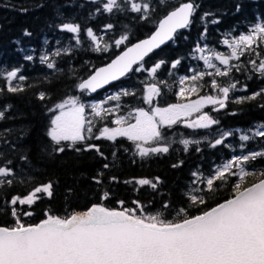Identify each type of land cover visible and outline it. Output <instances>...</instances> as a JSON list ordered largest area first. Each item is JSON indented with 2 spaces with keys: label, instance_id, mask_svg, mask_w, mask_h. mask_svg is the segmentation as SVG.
I'll return each instance as SVG.
<instances>
[{
  "label": "trees",
  "instance_id": "obj_1",
  "mask_svg": "<svg viewBox=\"0 0 264 264\" xmlns=\"http://www.w3.org/2000/svg\"><path fill=\"white\" fill-rule=\"evenodd\" d=\"M185 1L188 0H145L150 3L151 10L148 19H142L141 14L133 13L127 7L122 12L114 10L107 13L101 5L105 2L103 0H0V72L6 74L7 71L19 69L18 75L26 78L19 82L23 91L10 93L5 90L0 93V111L4 112V118L0 119V167L7 166L14 173L9 177L13 180L12 185L0 186V225L11 226L14 223L11 215L4 214L10 207L8 202L11 198H23L35 187L49 182L53 185L51 198L40 193L37 195L41 199L34 205L18 206L34 212L33 216L23 217L25 224L39 223L46 218V212L65 217L86 211L94 204L119 210L118 201H124L126 208L137 207L133 202L138 201L144 206L146 214L162 213L163 218L174 220L178 219L176 210L179 208L187 207L195 215L233 196L236 177H230L227 184L207 194V204L199 208L191 204L187 189L194 171L208 174L215 165L231 157L236 129L264 124V95L244 103L235 102L237 98L251 96L264 89V77L254 72L248 63L256 57L247 52L239 60L230 61L231 66L240 65V70L231 67L227 76L236 84V90L229 94L226 107L217 111L218 106L207 105L202 110L219 123L208 129L189 128L182 123L165 128V136L176 141L171 144L168 153L142 158L135 144L124 137H118L115 141L103 137L88 140V144L99 147V153L95 149L77 152L67 146L68 142H62L65 151L58 152L55 151L58 146L48 135L51 119L56 114L50 110L57 103L81 94L82 91L77 90L80 81L130 43L148 36L162 16ZM194 3L199 7L192 17L191 26L178 31L173 40L149 54L142 61L146 70H133L105 89L128 87L135 94L122 96L121 101L133 108L148 109L149 105L144 99L146 86L150 82L148 70L164 61L155 74L163 81L159 85L161 95L154 98L153 104H174L177 102L175 75L187 72L188 62L192 61L198 42L220 48L224 34H239L256 21L264 20V0H194ZM61 18L79 24L81 31L69 52L61 51L60 55L53 56L55 67L50 69L47 67L49 62H42L40 58L41 39L58 30L57 24ZM214 20L218 23H212ZM108 24L114 27L107 29ZM88 28L102 36L100 48L105 44L112 47L108 51H97L87 36ZM122 35H128L129 40L116 48L114 41ZM24 49L34 54H25ZM258 51L264 56V48ZM27 56L33 59L28 60ZM176 60H180V63L173 68ZM208 77L205 76L202 81L208 82ZM4 86V75H0V87ZM40 93L45 94L44 100L39 99ZM99 95L100 92L87 98ZM227 132L232 135L223 137L222 144L211 147L217 137ZM99 134V130L94 128L93 137ZM182 139L198 140L200 143H192L185 150V146L179 143ZM244 146L246 150L264 151V138L255 137ZM77 147L83 149L84 144H77ZM180 161H183L180 167H173ZM105 164L108 168H104ZM247 168L257 172L264 170V159L249 162ZM113 177L116 179L113 180ZM94 178L102 183H96ZM263 178L249 177L244 186ZM140 179H148L157 187L139 185L136 182ZM105 191L110 193L107 200L102 198ZM165 204L168 205L167 209L163 207Z\"/></svg>",
  "mask_w": 264,
  "mask_h": 264
},
{
  "label": "snow or ice",
  "instance_id": "obj_2",
  "mask_svg": "<svg viewBox=\"0 0 264 264\" xmlns=\"http://www.w3.org/2000/svg\"><path fill=\"white\" fill-rule=\"evenodd\" d=\"M102 7L107 13H112L114 10L122 12L127 7L131 12L141 14L142 19H148L151 10L150 3L137 2V0H106ZM198 7L194 0L179 4L159 21L156 31L150 37L127 47L109 64L97 68L87 79L78 84V88L84 92H96L97 89L119 80L133 70L136 72L146 70L142 63L144 58L154 49L173 40L179 29L189 28L192 24L191 18ZM97 11L99 12L100 9ZM212 23L218 21L214 20ZM61 27L68 33L78 34L81 31L79 24L64 23ZM113 27L112 24L106 25L107 29ZM25 34L30 35V33ZM87 36L97 42V51H108L112 47L105 44L100 48L98 37L91 28L87 29ZM128 40V35H122L115 39L114 46L119 48ZM223 44L231 49L229 55L197 47L196 51L200 55L196 58L203 60L209 68L216 69V76L226 77L231 67L240 70V65L231 66L230 61L239 60L247 52L250 56L256 57L248 61L252 70L264 77V56L258 51L264 48V20L255 23L246 34L231 39L225 38ZM205 51H209L210 55H204ZM54 55H60V52L57 51ZM213 58L221 65H230L229 69L217 68ZM26 59L32 60L33 57L27 56ZM48 59L46 55L41 57L42 62H47ZM163 63L164 61H160L148 71L155 76ZM179 63L180 60H176L172 67L175 68ZM47 67L54 68L55 63L49 62ZM18 72L19 69L7 71L6 74L0 72L5 79V86L0 87V93L5 90L10 93L23 91L19 83L13 84V81L26 79L22 75L18 76ZM193 73L191 76L180 77L181 85H186V81H192L191 85L180 87L177 95L181 99H186V94L198 93L203 85H198L197 82L205 75H213L212 72L195 70ZM210 86L218 89L222 97L204 95L191 102L160 107L154 106L153 101L155 97L161 95V88L157 83L149 84L147 95L144 97L149 105L148 109L139 107L126 116H116L112 121L116 127L104 126L99 129L100 134L95 137L92 135L93 121L87 117L86 108H90L95 117L103 119L104 114L111 116L119 107L104 108V103L108 100L119 101L121 95L128 96L135 93L122 91L107 97L102 103L88 105L82 103L79 97L69 96L50 110L57 114L51 119L48 135L58 146L55 149L58 152H64L65 146L62 142H68L67 146L77 152L95 149L99 153V147L88 144V140L103 137L115 141L118 137H124L135 144L142 158L151 154L168 153L171 144L176 141L166 142L165 128L183 122L189 128L208 129L219 123L202 110L207 105L218 106L217 111L226 107L230 90L235 89L236 84L220 86L216 80H212ZM262 95L264 89L251 96L237 98L235 102L244 103ZM39 99L44 100L45 94L40 93ZM193 113L200 115L189 122L187 118ZM3 118L4 112L0 111V119ZM231 135V132L223 133L220 139H216L211 144V147L222 144L223 137ZM255 137L264 138V124H261L252 135H241L240 140L249 141ZM179 143L187 150L188 145L199 144L200 141L182 139ZM77 144H84V148L77 147ZM150 144L155 146H145ZM257 159H264V151L233 156L216 167L214 173L208 177L193 172L192 176L196 178L193 182L204 186L192 188L188 193V199L194 207L206 205L205 196L215 192L222 184H227L230 177L238 178L233 185L234 194L230 199L209 210H202L199 214L193 215L187 207L179 208L176 210L178 219L174 220L163 218L162 213L146 214L144 206L138 201L133 202L137 205L133 208H126L124 201H118L119 210L110 209L103 204H94L84 212H74L65 217L46 212V218L39 223L25 224L23 217L33 216L34 212L18 206L34 205L41 199L37 194L43 193L48 198L53 194V185L50 182L37 186L27 196L23 198L16 196L8 202L10 207L4 211V214L11 215L14 223L11 226L0 225V264H264V179H258L250 186H244L249 177H264V170L257 172L246 168L249 162ZM8 163L10 164L11 161ZM182 164L183 161H180L173 167H180ZM104 168H108V165L105 164ZM13 175L11 168L0 167V186L12 185L13 180L9 177ZM100 175L102 176L103 173ZM94 179L96 183H102L100 179ZM136 183L157 187L156 183L148 179H140ZM102 198L109 199L110 193L103 192ZM163 207L167 209L168 205L165 204Z\"/></svg>",
  "mask_w": 264,
  "mask_h": 264
},
{
  "label": "rangeland",
  "instance_id": "obj_3",
  "mask_svg": "<svg viewBox=\"0 0 264 264\" xmlns=\"http://www.w3.org/2000/svg\"><path fill=\"white\" fill-rule=\"evenodd\" d=\"M106 2V0H103ZM103 2V3H105ZM137 2H145V0H138ZM103 3H101V5H103ZM261 20H258L256 21L255 23H258L260 22ZM64 23H73V24H76L75 22H72L71 19H66V18H61L60 22L57 24V29L58 30H53L52 34H46L42 39H41V49L40 50V58L42 56H48V61L47 62H52L53 60V56H54V53H56L57 51L61 52V51H64V52H69L70 49H72L73 45H75V42L78 41V34H74V33H68L67 31L65 30H62V25ZM254 23V24H255ZM250 25L248 26V28L239 33V34H224V37H223V40L225 38H235V37H238L239 35L241 34H246L248 33V31L250 30V28L254 25ZM97 37H98V42H99V45H100V40H102V36L94 33ZM90 39V42H91V45L93 47H97V42L95 41H92V39L89 37ZM222 47L220 48H216V47H212L211 45H209L208 43H201V42H198V45L196 46L197 47H202V48H206V49H209L213 52H220V53H223L224 55H229L230 52H231V49L228 48L227 45L223 44L222 42ZM23 53L25 54H29V55H32L34 53H30L28 52L27 49H24L23 50ZM200 55L199 52H195L194 56H193V59L191 62H188V66H187V72L185 74H180V75H175L176 79L174 80V92H175V95H176V98H177V102L176 103H186V102H191L193 100H196L198 99L200 96H204V95H212V96H219V97H222V93L219 92L218 89H213L211 88V82L212 80H216L217 83L220 85V86H228L229 84H232L234 82H231L230 79H228V77H220V76H216L215 75V71L216 69L214 68H209L203 60H199L197 59L196 57H198ZM204 55H210V52L209 51H205ZM213 63L217 66V68L221 69V70H226L228 69V65H221L220 62L218 60H215L213 58ZM193 70H195L196 72H212L213 75L212 76H209L208 77V82H204L202 80L198 81L197 84L198 85H203L202 88H199L198 90V93H190V94H186V99H181L177 93L180 89V87H184L186 85H191L192 84V81L189 80V81H186V85H181L179 83V80H180V77L182 76H191L193 75ZM19 76V75H18ZM205 76H208V75H205ZM204 76V77H205ZM148 77H149V84H152V83H157V85L159 86L160 84H162V80H159L158 77L155 75L153 76L151 74V72H149L148 74ZM203 77V78H204ZM223 79V80H221ZM20 81H13V84H17L19 83ZM148 84V85H149ZM147 85V86H148ZM147 86H146V89H147ZM236 89H233V90H230V93L229 94H232L233 92H235ZM122 91H128L130 92V88L128 87H122V86H118V87H115V88H110V89H103L100 91V95L98 97H95V98H87L88 96H90L91 94L89 92H84L82 91L81 94H79L78 96L76 97H79L80 101L82 103H85L86 105L88 104H92V103H102L104 101H106L107 97L109 96H112V95H116L118 93H121ZM201 91V92H200ZM146 95H147V92H146ZM145 95V96H146ZM123 95H121L122 97ZM104 108H117V106H119L117 108V111L115 113H113L111 116L107 115V114H104L103 116V119H101L100 117H95L93 114H92V110L90 108H86V115L89 119H91L93 121V130L94 128H97V130L103 128L104 126H108V127H116V125L114 123H112V121L116 118V116H126L130 111H133L134 109L136 108H133V106H129L127 105L126 103L122 102L121 99L119 101H114V100H108L107 103H104L103 104ZM166 106V105H165ZM165 106H160V107H165ZM146 109V108H145ZM57 114V113H56ZM200 115V113H193L190 117L187 118V120L189 122L195 120L198 116ZM184 118H182L183 120ZM130 122H134V121H130ZM182 124H186V123H183ZM261 124H256L254 126H251L249 128H238L236 129V139L232 140V142L234 143V146L233 147V153L231 155L230 158L228 159H225L223 160L222 162H220L219 164L215 165L213 168H212V171L208 174H205V173H202L198 170L194 171V172H198L200 174H202L204 177H208L210 176L211 174L214 173L216 167L222 165L223 163L227 162L229 159H231L233 156H237V155H247L249 154L250 152H253V151H258V150H246V147H242L241 145H244L247 141H241L240 140V136L243 135V134H248V135H252V133L260 126ZM228 133V132H227ZM222 136L220 135L219 137H217L216 139H220ZM226 137V136H224ZM172 137H166V142L167 141H172ZM146 147L147 146H155V145H145ZM137 150V149H136ZM137 153H138V150H137ZM246 168H247V165H246ZM234 170H238V169H234ZM247 170L250 171L249 168H247ZM237 178V177H236ZM196 180V178H194L192 176V179L191 181L189 182V185H188V189H187V194L190 192V190L192 188H195V187H204L203 185L199 184L198 182L197 183H194L193 181ZM238 181V178L236 180V182ZM202 195V193H200Z\"/></svg>",
  "mask_w": 264,
  "mask_h": 264
},
{
  "label": "water",
  "instance_id": "obj_4",
  "mask_svg": "<svg viewBox=\"0 0 264 264\" xmlns=\"http://www.w3.org/2000/svg\"><path fill=\"white\" fill-rule=\"evenodd\" d=\"M185 2H188V1H185ZM182 3H184V2H182ZM179 4H181V3H179ZM179 4H178L177 6H179ZM177 6H175V7H177ZM175 7H174V8H175ZM174 8H173V9H174ZM173 9H171V10H173ZM171 10H169L164 16H162V17L159 19V21H160L161 19H163V18H164V17H165V16H166ZM191 19H192V18H191ZM159 21L157 22L155 29H154V30H153L148 36L143 37V38H141V39H138V40H136V41L130 43V44L127 45L124 49H122L119 53H117L112 59H110V61H108V62L105 63L104 65H101V66H99V67H97V68L104 67V66H106L107 64H109L113 59H115V57H116L117 55L121 54L124 50H126L127 47H130V46H132V45L138 43L139 41L144 40V39H147L148 37H150V36L156 31V28H157V26H158ZM180 30H183V29H179L178 31H180ZM178 31H177V32H178ZM177 32H176V33H177ZM176 33H175V35H176ZM175 35H174V36H175ZM168 42H170V41H167L165 44L161 45L159 48L154 49L153 52L156 51V50H158V49H160L161 47L165 46ZM151 53H152V52H151ZM151 53H150V54H151ZM146 57H147V56H146ZM146 57H145V58H146ZM145 58H144V59H145ZM97 68H96V69H97ZM96 69H95V70H96ZM95 70H94V71H95ZM94 71H93V72H94ZM93 72H92V73H93ZM92 73H91V74H92ZM91 74H90V75H91ZM90 75H89V76H90ZM127 75H128V74H127ZM89 76H87L85 79H87ZM124 77H125V76H124ZM122 78H123V77H121L120 79H122ZM85 79H83V80H85ZM120 79H119V80H120ZM119 80H117V81H119ZM117 81H113V82H111L110 84L105 85L104 87L97 89L96 92H90V91H89V93H90V94L98 93V92H100L101 90H103V89H105L106 87H108L109 85H111L112 83H115V82H117ZM80 82H82V81H80ZM80 82H79V83H80ZM79 83H78V84H79ZM77 90H78V91H81V90L78 88V85H77ZM263 179H264V178H263ZM223 202H224V201H223ZM223 202H222V203H223ZM216 206H217V205H216ZM214 207H215V206H214ZM83 212H84V211H83Z\"/></svg>",
  "mask_w": 264,
  "mask_h": 264
}]
</instances>
